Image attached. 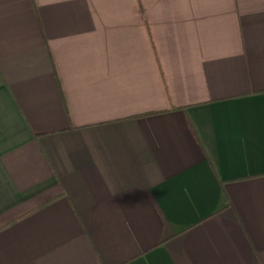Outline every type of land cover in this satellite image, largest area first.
I'll use <instances>...</instances> for the list:
<instances>
[{
  "label": "crops",
  "instance_id": "1",
  "mask_svg": "<svg viewBox=\"0 0 264 264\" xmlns=\"http://www.w3.org/2000/svg\"><path fill=\"white\" fill-rule=\"evenodd\" d=\"M0 264H264V0H0Z\"/></svg>",
  "mask_w": 264,
  "mask_h": 264
},
{
  "label": "trees",
  "instance_id": "2",
  "mask_svg": "<svg viewBox=\"0 0 264 264\" xmlns=\"http://www.w3.org/2000/svg\"><path fill=\"white\" fill-rule=\"evenodd\" d=\"M150 114H152V113H148V114H146V115H150Z\"/></svg>",
  "mask_w": 264,
  "mask_h": 264
}]
</instances>
